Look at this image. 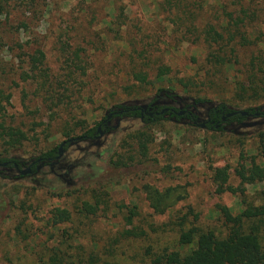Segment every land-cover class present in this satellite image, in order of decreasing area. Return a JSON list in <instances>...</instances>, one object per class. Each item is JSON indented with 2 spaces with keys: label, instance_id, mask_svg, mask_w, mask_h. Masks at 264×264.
<instances>
[{
  "label": "rangeland",
  "instance_id": "obj_1",
  "mask_svg": "<svg viewBox=\"0 0 264 264\" xmlns=\"http://www.w3.org/2000/svg\"><path fill=\"white\" fill-rule=\"evenodd\" d=\"M228 1L202 0L197 28L188 36L187 22L178 14L183 7L173 0H0V123L26 135L14 147L0 144V158L28 162L80 137L118 105L145 107L159 88L184 100L210 101L195 108L196 124L167 117L156 123L116 118L101 136L81 138L63 150L53 169L44 164L22 177L5 170L0 264H43L54 253L76 264L91 258L100 264H149L147 249L171 246L183 215L220 232L219 205L232 213L247 204L264 206V176L242 183L236 174L252 162L264 169V116H248L243 125L223 132L200 126L206 106L225 103L243 111L264 104V99L232 94L233 72L206 73V47L194 35L207 22H217ZM251 1L264 33V0ZM38 50L43 59L33 69L29 60ZM75 51L78 70L69 60ZM160 71L164 75L158 78ZM134 73L145 74L149 83L137 81ZM223 167L235 192L215 191L213 173ZM145 185L170 187L182 198L155 214ZM95 197L101 202L96 214L78 212L82 201L93 203ZM57 208L69 211L67 221L55 222ZM129 209L136 212L130 221ZM261 239L264 245V227Z\"/></svg>",
  "mask_w": 264,
  "mask_h": 264
},
{
  "label": "trees",
  "instance_id": "obj_2",
  "mask_svg": "<svg viewBox=\"0 0 264 264\" xmlns=\"http://www.w3.org/2000/svg\"><path fill=\"white\" fill-rule=\"evenodd\" d=\"M201 1L186 0V4L183 5L181 0H173L175 5H179L180 8L183 7L178 14L182 17V20L187 22L184 33L188 36H192V31L197 28L195 27V21L202 14ZM251 2V0L228 1L229 4L224 8L222 17L218 18L215 23L207 22L205 29H199L198 37L194 35V38L196 40L200 39L199 41L206 47L207 74L217 76L221 72H233L232 94L239 96L242 100L259 101L264 99V33L260 32L257 23L259 11L255 9L256 7ZM233 4L236 7L229 9ZM246 51L249 52V56H242ZM71 54L72 58L69 60L75 65V70H78L81 63L78 52L75 51ZM42 59L43 53L38 50L31 57L29 63L33 66V69H37ZM163 75L164 73L160 71L157 76L161 78ZM134 77L141 83H149L147 76L143 73H134ZM162 95L173 102H179L181 109H173L175 111L185 110V114L178 115L171 112L154 113L152 116L144 114L143 121L145 123H156L167 117L177 121L186 119L191 124H196L199 115L192 113L191 108L210 102L208 99L201 97H188L187 100H184L175 95L170 89L159 88L148 107H152V110L155 109L156 112H159L169 106L160 104L163 98ZM114 111H122L118 114L119 118L139 117L141 114L136 106L118 105L116 108L110 109L108 113ZM232 111L234 110L229 109L225 103L206 106L205 128L213 132H223L229 125H243L248 115L258 113L259 116L263 117L264 104L243 110L247 112V116L237 113L229 118L226 117L223 121L222 117ZM106 118L107 114L103 120ZM101 122L96 126L85 129L80 137L89 141L94 139L98 135L97 127ZM108 128V126H103L102 130ZM65 135L70 136L67 132ZM262 135L261 133L260 136ZM25 138L26 135L21 129L0 123V144L11 148L21 144ZM138 143L140 151L147 149L146 145L140 141ZM70 145L69 142L66 143L63 150ZM58 147H51L31 159L35 161L31 166L32 172L37 171V166L41 162L54 168L52 162L55 161L58 155ZM132 158L133 156L128 159ZM8 161L20 162L15 158H0V180L7 178L3 173L5 170H9L11 165L8 164L3 167L1 163ZM114 165L117 167L127 166L125 162H115ZM263 172L264 169L254 162L250 167L236 169V174L242 183H252L256 178L261 179L264 176ZM17 176L22 177L23 175L18 174ZM213 180L217 193L236 191V188L229 184L226 167L215 169ZM143 189L149 207L158 215L164 214L169 207L182 198L181 195L174 196L173 189L170 187L159 190L151 185H145ZM100 205L101 202L98 197H95L93 203L85 200L81 202L78 212L85 216L94 215L99 210ZM218 211L223 219L222 224L224 226V229L220 232L204 229L190 220L187 222V215H183L178 223L179 229L176 240L171 246L150 247L147 249L150 258L149 264H264V245L261 239L264 227V206L256 207L247 204L238 213H232L229 208L219 205ZM135 215L136 212L129 209L127 220L130 221ZM195 218H197V215ZM68 219L69 211L67 209H55L54 220L56 223L65 222ZM185 222L188 223L186 227H184ZM126 233L131 235L130 231H126ZM43 264H76V261H67L63 253H54ZM77 264H100V260L91 258L89 261H77ZM101 264L108 263L101 262Z\"/></svg>",
  "mask_w": 264,
  "mask_h": 264
},
{
  "label": "flooded vegetation",
  "instance_id": "obj_3",
  "mask_svg": "<svg viewBox=\"0 0 264 264\" xmlns=\"http://www.w3.org/2000/svg\"><path fill=\"white\" fill-rule=\"evenodd\" d=\"M166 101H167V103H166ZM166 101H164L163 99H161V103L160 104H165L166 106L167 105H169V106H167V107H165V108H163V109H161L159 112H156L155 111V109L154 110H152V107L151 108H149L148 107V104L150 103H148L145 107H138V109L140 110V112H141V114H140V116L139 117H132V118H139L142 122H144L143 121V118H144V114H148L149 116H152L154 113H156V114H160V113H163V112H171V113H175V114H178V115H183V114H185V110H180V111H175L173 108H177V109H181V105H179L180 103L179 102H173V101H171V100H169V99H167ZM168 102H170V103H168ZM178 104V105H177ZM122 111H114V112H110V113H107V118L105 119V120H103L100 124H99V126L97 127V132H98V135H97V137H99V136H101L102 135V133L103 132H107L109 129H110V127H111V122L113 121V120H115L116 118H119L118 117V114L119 113H121ZM180 112H183L182 114H180ZM191 112L192 113H196V114H198L199 112H196L195 111V108H191ZM248 115V114H247ZM246 115V116H247ZM260 114H255V115H250V116H259ZM249 116V115H248ZM224 117V116H223ZM198 120H199V118H198ZM202 123H204V127L206 126V114H205V121H203ZM201 123V124H202ZM200 124V125H201ZM103 126H108L109 128L107 129V130H102V128H103ZM116 126V125H115ZM96 137V136H95ZM85 140H87V139H85ZM66 144H64L63 145V147L65 146ZM63 147H62V149L60 150V152H59V150H58V155H57V157H56V159H55V161L54 162H52V166L54 165V166H57L59 163H60V158H61V155H62V151H63ZM61 153V154H60ZM38 162H40V160H38ZM4 163V162H3ZM3 163H1V166H7L8 164H10L11 165V167L9 168V170H14L15 172H17L18 174H20L19 172L22 170H26V169H29V171L25 174V175H28V174H31L32 173V170H31V166L35 163V161H33V160H30V161H28V162H25V163H22V162H18V163H16V162H13V161H8V162H6L7 164L6 165H3ZM14 163L15 164H17V167H15L14 166ZM45 163L44 162H41V163H39V165L37 166V170L38 169H40L41 168V165H44ZM48 165V164H47ZM50 166V168L51 169H53L52 167H51V165H49ZM20 175H22V174H20Z\"/></svg>",
  "mask_w": 264,
  "mask_h": 264
},
{
  "label": "water",
  "instance_id": "obj_4",
  "mask_svg": "<svg viewBox=\"0 0 264 264\" xmlns=\"http://www.w3.org/2000/svg\"><path fill=\"white\" fill-rule=\"evenodd\" d=\"M182 113H183V112H180V114H182ZM237 113H239V114H241V115H247V112H246V111H232V112L227 113L226 116L222 117V120L224 121L226 117L229 118V117H231V116H233V115H235V114H237ZM200 126H201V127H204V123H202ZM79 139H81V137H75V138H70V139H66V140H64V141L59 145V147H58L59 152H60V150L62 149V147H63L64 144H66V143H68V142H69L70 144H72L73 142H75V141H77V140H79ZM60 154H61V153H60ZM6 164H7L6 162L3 163V165H6ZM14 166L17 167V164L14 163ZM28 171H29V169H26V170H23V171L21 170L19 173L22 174V175H25Z\"/></svg>",
  "mask_w": 264,
  "mask_h": 264
}]
</instances>
